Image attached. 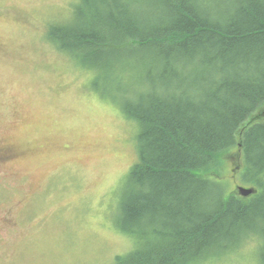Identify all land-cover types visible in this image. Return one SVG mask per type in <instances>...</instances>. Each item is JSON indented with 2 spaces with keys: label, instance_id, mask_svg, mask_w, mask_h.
<instances>
[{
  "label": "trees",
  "instance_id": "16d2710c",
  "mask_svg": "<svg viewBox=\"0 0 264 264\" xmlns=\"http://www.w3.org/2000/svg\"><path fill=\"white\" fill-rule=\"evenodd\" d=\"M50 37L139 129L117 221L136 243L113 264H202L264 234V0H82ZM234 149L248 199L217 179Z\"/></svg>",
  "mask_w": 264,
  "mask_h": 264
},
{
  "label": "rangeland",
  "instance_id": "374dc122",
  "mask_svg": "<svg viewBox=\"0 0 264 264\" xmlns=\"http://www.w3.org/2000/svg\"><path fill=\"white\" fill-rule=\"evenodd\" d=\"M81 4L0 0V264H113L135 248L117 221L138 126L96 92V71L50 37ZM123 77L138 82L131 71ZM223 160L217 179L227 192H259L244 182L237 149ZM252 235L202 264H263L264 234Z\"/></svg>",
  "mask_w": 264,
  "mask_h": 264
},
{
  "label": "water",
  "instance_id": "95a60500",
  "mask_svg": "<svg viewBox=\"0 0 264 264\" xmlns=\"http://www.w3.org/2000/svg\"><path fill=\"white\" fill-rule=\"evenodd\" d=\"M238 192L243 197H249V196L253 195L256 192V190L255 189H246V188L240 187V188H238Z\"/></svg>",
  "mask_w": 264,
  "mask_h": 264
},
{
  "label": "flooded vegetation",
  "instance_id": "af4514ba",
  "mask_svg": "<svg viewBox=\"0 0 264 264\" xmlns=\"http://www.w3.org/2000/svg\"><path fill=\"white\" fill-rule=\"evenodd\" d=\"M7 152V151H6ZM0 156H3L4 159H6L5 153H1ZM3 159V160H4Z\"/></svg>",
  "mask_w": 264,
  "mask_h": 264
}]
</instances>
